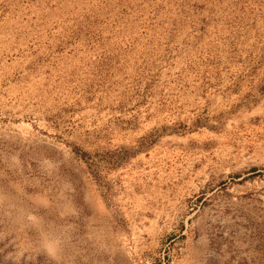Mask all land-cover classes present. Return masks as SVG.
Masks as SVG:
<instances>
[{
  "label": "rangeland",
  "instance_id": "374dc122",
  "mask_svg": "<svg viewBox=\"0 0 264 264\" xmlns=\"http://www.w3.org/2000/svg\"><path fill=\"white\" fill-rule=\"evenodd\" d=\"M0 264H264V0H0Z\"/></svg>",
  "mask_w": 264,
  "mask_h": 264
}]
</instances>
